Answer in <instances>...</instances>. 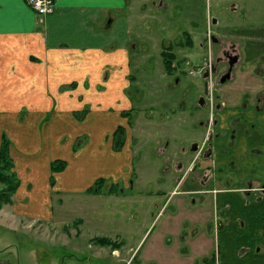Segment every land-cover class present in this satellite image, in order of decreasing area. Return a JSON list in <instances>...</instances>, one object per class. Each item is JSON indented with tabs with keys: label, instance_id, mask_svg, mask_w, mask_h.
<instances>
[{
	"label": "rangeland",
	"instance_id": "1",
	"mask_svg": "<svg viewBox=\"0 0 264 264\" xmlns=\"http://www.w3.org/2000/svg\"><path fill=\"white\" fill-rule=\"evenodd\" d=\"M109 2L116 4L118 11H111L112 14L117 12L116 17L111 28L103 30L98 48L112 52L111 58L102 53L95 66L94 70L99 72L100 66L107 64L103 67L102 80L81 83L83 92L78 90L81 84L75 81L61 89L70 91L73 97L66 103L72 118L81 122L87 117L81 125L94 126L96 123L97 129L78 130L69 125V129L64 130L65 137L81 132L72 142L71 150L61 141L52 147L48 201L53 216L49 221L41 218L40 231L9 230L6 227L9 224L1 220L11 217L10 204L0 208L1 260L13 264H113L109 258L97 259L95 246H89L88 241L94 237H114L116 232L121 237L118 240L123 238L130 243L138 237L134 222L143 196L138 188H152L155 181L148 179L138 183L135 172L148 169L161 181L160 172L172 171L171 161L165 158L167 155L174 154L180 156L182 162H188L192 146L201 145L207 137L201 123L212 113L216 114L218 107L232 111L223 112L231 116L248 112L245 111L248 108L264 106V0H106ZM36 23L38 33L43 36L45 19L40 20L37 16ZM242 29H248V32L242 33ZM186 37L191 41V47L185 45ZM212 37L217 42L214 43ZM168 45H172L171 51L175 55V70L170 75L165 73L161 57V51ZM71 50L76 54L82 49ZM31 54L29 57H36L33 52ZM228 54L237 55L238 61L233 66L230 80L221 84L219 78L228 67ZM110 64L115 65L114 69ZM211 68H214L212 73ZM206 71L211 75L209 80L202 77ZM127 74L128 88L120 91L123 83L127 85ZM106 77H111L110 82L107 83ZM204 81H208L207 94L203 89ZM78 93L81 96H77ZM201 98L205 106L200 103ZM240 118L245 127L250 128L249 119ZM227 129L230 132V128ZM258 131H264V127H258ZM166 144V152L159 154L158 148ZM79 146L84 147L85 153L81 160L70 163L69 154H75ZM180 149H185L184 154H180ZM226 150L230 152L231 148ZM261 151L264 154V146ZM58 162H64L65 167L68 164V171L79 172L81 177L77 176V181L93 182L92 185L83 193H66L62 183L57 187L56 179L61 182L58 173L65 169L53 171L51 167ZM69 164L72 165L69 167ZM252 171L251 180L264 184L256 180L264 178V167ZM16 177L18 189L21 179L17 174ZM115 177H121L118 183H115ZM183 178L182 186L190 174L186 173ZM167 180L164 178L162 182ZM132 182H135L133 189H129ZM68 185L79 187V183ZM110 187L116 194L105 196ZM162 187L167 188L168 183ZM175 201L176 197L168 198L156 215L155 229L147 238L153 224L136 248L134 264H155L157 261L145 258L143 254L158 225L177 212ZM210 208V204L205 206L204 216ZM21 217L17 216V219ZM79 219L83 220L81 225H77ZM211 222L212 218L205 216V224L199 228L207 236L205 243L202 242L206 246L195 255L183 243L181 256H195L199 261L197 264H202L201 258H212L214 249L211 250L210 239L214 231ZM34 225L33 230H36L39 224ZM77 229L79 234L76 236Z\"/></svg>",
	"mask_w": 264,
	"mask_h": 264
},
{
	"label": "crops",
	"instance_id": "2",
	"mask_svg": "<svg viewBox=\"0 0 264 264\" xmlns=\"http://www.w3.org/2000/svg\"><path fill=\"white\" fill-rule=\"evenodd\" d=\"M55 2V11L44 18L43 36L38 33L37 15L25 0H4L0 3V145L5 135L9 139L13 170L21 179L12 204L8 206L11 217L1 220L9 224L6 226L9 230L22 228L37 233L42 229L41 218L48 221L52 219L53 209L48 201L52 147L61 141L71 150L72 142L81 132L65 137L64 130L69 129V125L78 130L97 129L94 127L96 123L94 126L81 125L87 117L81 122L72 118L70 106L66 103L73 97L70 91L61 89L67 88V84L72 81L80 84L101 81L103 67L107 64L101 65L99 72L94 70L99 56L102 53L108 58L112 56L111 50L101 51L98 48L101 47L103 32L111 28L116 17L117 12L111 13L113 10L118 11L116 4L106 3V0ZM71 49L82 50L75 54ZM31 52L36 55L35 58L29 57ZM110 66L114 69L115 65ZM109 79L111 77L105 78L107 83ZM125 87L123 83L120 91ZM78 90L83 92L82 84ZM77 96H81V93ZM245 111L248 112H237L232 116L244 115L247 119H253L255 131L261 135L260 139L252 142L246 137L249 136L248 130L241 137L237 133L229 137L225 134L224 138L229 139L227 143L232 146L230 154L215 161V166H221L223 170L211 168L203 173L205 176L193 177L199 187L182 186V160L174 154L165 157L171 161L172 171L160 172L161 181L149 173L148 169L135 172V181L138 183L148 179L155 181L152 188H138L143 193L141 209L134 222L138 237L130 243L123 238L118 240L120 235L117 232L115 238L102 236L111 241V245L107 246L93 241L100 237L90 238L88 244L95 246V257L109 258L113 264H134L136 248L153 224L147 238L155 229L156 215L168 198L176 197L177 212L170 214L158 225L144 251L145 258H155V264H189L191 260L192 264H197L195 256H181V248L184 243L190 252L198 255V251L206 246L202 243L204 239L200 237L199 231L205 224L206 216L212 218L210 226L214 235L210 244L211 250L214 249V264H264V184H256L251 180L252 169L264 167V154L261 151L264 131H258V127H264V106ZM224 119H221V126L225 125L224 129H227ZM229 124L233 130L234 121L231 120ZM166 146H160L158 153L166 152ZM184 152V149H180V154ZM84 153L85 149L81 146L75 154H69V162L81 160ZM67 167L68 164L58 173L61 182L55 175L57 187L62 183V190L66 193H83L92 185L93 182L77 181L75 178L81 177L79 172L68 171ZM115 178V183H118L121 177ZM164 178H168L167 182H162ZM220 180L222 184H219ZM256 180L264 182V178ZM78 183L77 188L68 185ZM132 183V186L128 185L129 189H133L135 182ZM165 183H168L167 188L162 187ZM110 191L105 196L116 194L113 189ZM208 204L211 208L204 216ZM17 216H25L29 220L21 217L24 219L21 221ZM37 222L38 228L33 230ZM81 223L83 220L79 219L77 225ZM75 234H79L78 229ZM53 237L56 238V235ZM0 264L13 263L0 259Z\"/></svg>",
	"mask_w": 264,
	"mask_h": 264
},
{
	"label": "flooded vegetation",
	"instance_id": "3",
	"mask_svg": "<svg viewBox=\"0 0 264 264\" xmlns=\"http://www.w3.org/2000/svg\"><path fill=\"white\" fill-rule=\"evenodd\" d=\"M153 4V3H152ZM151 4V6H152ZM110 25L112 24L111 21H109ZM248 30V29H247ZM246 29H242L241 31H243L242 33H247ZM240 31V32H241ZM213 42H217V39L215 37H212ZM180 44V43H178ZM200 45L203 46V43H200ZM191 47V46H188ZM165 49H171L172 45H168L165 46L163 48L162 51H164ZM161 51V52H162ZM173 53V52H172ZM162 57V55H161ZM227 65L228 67L226 68V72L219 78V81L221 84L225 83L226 81L230 80V75L233 69V66L237 63L238 61V57L237 55H227ZM162 63H163V57H162ZM174 66V64H173ZM164 68V66H163ZM165 71V69H164ZM194 70H191V73H193ZM212 71H214V68H211L210 73H212ZM166 73V72H165ZM210 73L208 71L202 73V77L205 80H209L210 79ZM129 74V72H128ZM126 75L127 78V85L125 87V89L128 88V84H129V75ZM195 74V72H194ZM227 74H229V77L226 78L224 80V82H221V79L224 78ZM170 75V74H168ZM203 89H204V93L207 94L208 92V81H204L203 83ZM200 103L202 105L205 106V102L204 99L201 98ZM246 108V107H245ZM257 108V107H256ZM219 111L221 113H219ZM232 112L229 109H225L224 107H218L216 109V114L212 113V115L208 116V119H206L204 122L201 123V125L203 127H205L206 129V134L207 137H205L204 142L201 145L198 144H194L191 148V155L190 158L188 160V162H181L180 163V167H183V171H181L180 175H181V180L183 183L184 179V175L186 173L190 174V178L189 180L183 185V187L186 185L187 186H191V187H199V183L198 181L193 180L196 179V177H200L202 175H204L203 173L208 170V169H213L218 167L219 170H223V168L221 166H215L216 162H218L221 158H224L225 156H228L230 154V152H227L226 149L231 148L232 146H230L227 142L229 139H225L224 136L225 134H228L227 136L229 137L230 135H232L233 133H237L238 136H243L244 135V131L248 130V137L249 139H251L252 142H256L258 139H260V136L256 131H255V121L253 119H249V124H250V128L245 127L244 123L241 121L240 116H244V115H236V116H230L226 115V113L223 112ZM226 115V117L228 119L224 120V122H226L227 124V128L230 127V132L226 131L227 129H224L221 126V119L223 118V116ZM231 120L234 121V129L232 130V126L229 124L231 122ZM244 125V127L242 126ZM118 129V128H117ZM255 131V132H254ZM259 136V137H258ZM185 150V149H184ZM216 161V162H215ZM211 169V170H212ZM228 169V168H226ZM205 176V175H204ZM198 180V179H197ZM223 181H219V184H222ZM226 184V183H225ZM224 184V186H225ZM112 188L110 187L109 190L107 192H109ZM200 237H202L203 239H206L207 236H205L202 232H200ZM202 262V264H214V259L213 257L211 259H207L204 258L200 260ZM197 263H199V261H197Z\"/></svg>",
	"mask_w": 264,
	"mask_h": 264
},
{
	"label": "trees",
	"instance_id": "4",
	"mask_svg": "<svg viewBox=\"0 0 264 264\" xmlns=\"http://www.w3.org/2000/svg\"><path fill=\"white\" fill-rule=\"evenodd\" d=\"M187 38V37H186ZM181 45V43H180ZM185 45L191 46V41L187 38L185 39ZM163 57V66L165 72L167 74L173 73L175 70V66H173V62L175 59L174 53H172L171 49H165L161 52ZM120 130V129H119ZM118 130V134H121V131ZM65 167L64 162L54 163L51 169L53 171H61ZM0 208L4 204H12V197L15 194L18 187V180L16 174L13 171V164L9 155V141L6 136L3 135L1 145H0ZM98 188V183L96 184ZM91 188V187H90ZM111 192V191H110ZM94 242L107 246L111 245V241L107 238L100 237L93 239Z\"/></svg>",
	"mask_w": 264,
	"mask_h": 264
},
{
	"label": "built area",
	"instance_id": "5",
	"mask_svg": "<svg viewBox=\"0 0 264 264\" xmlns=\"http://www.w3.org/2000/svg\"><path fill=\"white\" fill-rule=\"evenodd\" d=\"M36 15L43 20L46 16L51 15L55 11V0H25Z\"/></svg>",
	"mask_w": 264,
	"mask_h": 264
},
{
	"label": "water",
	"instance_id": "6",
	"mask_svg": "<svg viewBox=\"0 0 264 264\" xmlns=\"http://www.w3.org/2000/svg\"><path fill=\"white\" fill-rule=\"evenodd\" d=\"M229 77V74H227L224 78H222L221 79V82H224V80L226 79V78H228Z\"/></svg>",
	"mask_w": 264,
	"mask_h": 264
},
{
	"label": "snow or ice",
	"instance_id": "7",
	"mask_svg": "<svg viewBox=\"0 0 264 264\" xmlns=\"http://www.w3.org/2000/svg\"><path fill=\"white\" fill-rule=\"evenodd\" d=\"M4 2V0H0V3Z\"/></svg>",
	"mask_w": 264,
	"mask_h": 264
}]
</instances>
